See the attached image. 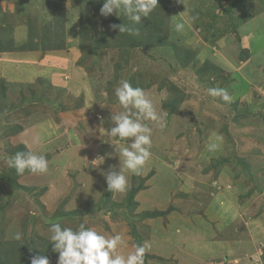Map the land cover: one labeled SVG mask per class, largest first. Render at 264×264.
Here are the masks:
<instances>
[{"label":"rangeland","instance_id":"rangeland-1","mask_svg":"<svg viewBox=\"0 0 264 264\" xmlns=\"http://www.w3.org/2000/svg\"><path fill=\"white\" fill-rule=\"evenodd\" d=\"M102 4L0 0V45L62 50L60 57L71 67L49 63V70L71 68L85 87L73 95L44 76L36 78L49 71L35 64L37 56L28 64L23 60L14 78L0 70V264H30L33 256L57 264L52 223L74 230L83 223L106 237L119 234L117 254L147 244L145 264L221 262L216 242L223 237L224 246L239 255L230 253V261L264 264V0H158L149 17L141 18L163 36L157 46H131L128 33H110L120 17L135 24L123 14L101 16ZM178 23L184 25L180 31ZM22 27L26 41L15 47ZM56 46L61 48L50 49ZM121 80L143 88L157 112L167 114L163 126L145 121L152 128V156L139 175L123 169L122 158L119 169L115 147L123 142L107 136L114 126L111 114L124 111L115 96ZM212 87L227 88L231 102L210 96ZM44 118L54 122L55 132L35 149L7 138L21 123ZM18 151L45 155L48 171L18 175L7 163ZM110 166L128 177L126 191L107 190L101 173ZM230 187H240L237 198L245 200V209L255 208L251 227L242 220L247 215L224 219L227 206L240 212ZM223 190L226 207L219 200ZM169 207L174 210L166 216H148ZM194 227L206 236L202 247L209 251L195 263L184 244ZM16 231L20 241L12 238Z\"/></svg>","mask_w":264,"mask_h":264},{"label":"clouds","instance_id":"clouds-1","mask_svg":"<svg viewBox=\"0 0 264 264\" xmlns=\"http://www.w3.org/2000/svg\"><path fill=\"white\" fill-rule=\"evenodd\" d=\"M157 6L158 0H103L100 14L103 17L112 14L118 17L123 14L134 24H140L141 18L149 17ZM109 27L112 30L118 29L121 34H138V29L122 23L112 24ZM183 27L181 23L175 25L177 31L182 30ZM208 93L228 103L232 100L227 88L212 87L208 89ZM115 96L124 111L111 114L110 122L114 126L107 131V136L118 138L123 142V147H115L119 155V169L122 158L123 169L139 175L152 156V128L145 121L156 122L163 126L162 122L167 114H159L149 94L141 87H133L127 80L119 82V86L115 88ZM129 138H131L130 143L127 142ZM34 142L39 143V138ZM216 149L217 144L209 145L210 151ZM7 163L18 175L24 174L26 170L32 174H42L49 169L46 156L32 151H18L7 160ZM101 174L106 180L108 191L122 193L128 188V177L123 171L114 170L110 166L108 171ZM31 214L35 215L34 212ZM48 231L52 249L59 254L57 264H145L144 257L149 245H134V250L127 255L117 254L116 249L122 243L119 234L106 237L93 229L86 228L83 223L75 230L71 227H62L60 223H52ZM12 238L20 241L22 233L16 231ZM30 264H49V260L45 256H33L30 258Z\"/></svg>","mask_w":264,"mask_h":264},{"label":"crops","instance_id":"crops-1","mask_svg":"<svg viewBox=\"0 0 264 264\" xmlns=\"http://www.w3.org/2000/svg\"><path fill=\"white\" fill-rule=\"evenodd\" d=\"M20 39L15 38V47H18L20 45H22L26 39H25V33L23 30V27L20 29ZM62 50H47L45 52H41V51H37V50H11V51H3L0 52V70H2L4 76L9 75L10 78H14L16 72L19 69V65L22 63L24 64H28L29 60H34V58H36L37 56V60L35 62L36 65H38L41 69L45 68L47 70H49V63H52L54 65V67H64V66H69L71 67V64L66 63L64 57L61 58V52ZM77 58L76 54L69 53V57L68 58ZM75 58V60H76ZM59 65V66H57ZM28 66V65H25ZM33 68L32 66L28 67V70ZM5 70V71H4ZM18 73L21 75V71H18ZM42 74V73H41ZM3 76V75H1ZM3 76V77H4ZM44 76L45 78H48L49 82L53 85V86H58V87H63L64 89H66L67 91L72 90V94H79L85 87L82 85L81 83V79H80V74L77 71H73L71 70V68H69V71H64V70H49L47 71L46 74L43 75H37L36 78ZM83 94L85 92H82ZM73 94V95H75ZM86 96V95H85ZM20 130L18 132H16L15 134L9 135L7 138L9 139H14L16 142L23 144L26 148L29 149H35L40 143L41 141H43L45 138H48L50 136H52L55 132V124L54 122H50V120L48 118H44V119H40L37 121H33L30 122L28 125L25 123H21ZM57 133V132H56ZM36 138H39V143H35L34 141L36 140ZM163 176L166 177L167 176V171L163 170ZM160 178V175H159ZM158 178L157 180V184H161L160 179ZM216 182V181H215ZM178 184H180L181 186V182L178 181ZM160 186V185H159ZM184 188V187H183ZM232 188V192H230V195H236L234 196V201L236 203V206L238 207V209L240 210V212L235 211L234 209L231 210V206L229 208V206H227V213H222L224 219L229 220L230 218L234 219L237 216L240 217V219H242V214L243 215H247V218L242 219V220H248V222H246V225L248 227H251V224H253V222L255 223L257 221V218H252L254 215V210L255 208L250 206L248 207V209H245V200L243 199V202H239L238 201V190L241 191L240 187H237L234 189V187H230ZM172 190V189H171ZM226 190V189H224ZM221 193V197H223L224 199H219L220 203L224 204L226 207V202H225V193L226 191H224ZM175 192V191H174ZM228 192V191H227ZM233 198V197H232ZM253 197L247 198V200H251ZM175 200V199H173ZM231 202V200H230ZM249 204V203H248ZM176 206V205H174ZM224 207V208H225ZM173 210L170 212L172 213ZM237 215V216H236ZM236 216V217H235ZM224 219H222L223 221H225ZM225 226V225H223ZM216 228L219 227V224H216L215 226ZM195 228V227H194ZM220 228V227H219ZM191 231V232H190ZM192 232H194V234H192ZM185 246L186 249L189 253H192L191 256H188V258L190 259V261L192 262H196V261H200L203 260L205 258V256L209 253L208 250H205L202 246L203 244V240L206 239V236L203 235V232H199L196 230H187L186 235H185ZM208 238V237H207ZM225 237L221 238L222 240L217 241L216 243L220 244V249H219V254L221 256H223V261H216L215 264H243L244 261L240 260L239 258L237 260H232L230 261L229 255L230 253L235 251L236 256H239L236 248L232 247L230 249H227L226 246H224L223 243H226L227 241L224 240ZM187 246L189 247V249L187 248ZM223 246V247H222ZM222 247V248H221ZM228 253V254H227ZM187 257H185V259H188ZM241 261V263H240ZM197 262V263H198ZM203 263V261H202ZM201 263V264H202ZM205 264V263H203Z\"/></svg>","mask_w":264,"mask_h":264},{"label":"trees","instance_id":"trees-1","mask_svg":"<svg viewBox=\"0 0 264 264\" xmlns=\"http://www.w3.org/2000/svg\"><path fill=\"white\" fill-rule=\"evenodd\" d=\"M119 21L118 22L116 20V22H114L113 24H125L124 23V20H123V17H120L119 18ZM134 29H138V34L136 33H131L130 36H129V33H128V38H129V44L131 46H139L140 45H145V46H154V45H160V43L162 42L163 43V36L160 35L159 32H156L157 28H156V24H152V23H146V21L143 19L141 20L140 24H135L133 26ZM28 31H29V35H31V28H28ZM114 30H112L110 28L109 32L112 33ZM127 34V33H126ZM122 35V34H121ZM135 38H138V39H135ZM162 39V40H161ZM31 40V39H30ZM2 48L1 51H11V50H14V48L8 44V43H5V45H0ZM36 48V45L35 44H32L31 45H28V44H25V45H22L21 47H19V50H34ZM61 47H50V49H59ZM137 191V188L135 189H132V193H135ZM171 210H174L173 208L169 207L168 209L164 210V211H152L150 213H148V216L149 217H156V216H166Z\"/></svg>","mask_w":264,"mask_h":264}]
</instances>
